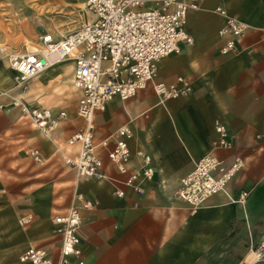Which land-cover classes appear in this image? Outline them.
<instances>
[{
    "label": "crops",
    "instance_id": "0c3cea01",
    "mask_svg": "<svg viewBox=\"0 0 264 264\" xmlns=\"http://www.w3.org/2000/svg\"><path fill=\"white\" fill-rule=\"evenodd\" d=\"M218 6L247 25L237 52L229 55L220 53L223 41L218 30L223 18L215 12ZM185 28L193 43L163 57L157 67L166 82L176 76L186 77L193 88L190 94L160 102L150 87L126 101L114 99L93 115L97 143L126 125L133 131L129 141L131 164L139 165V150L150 156L153 177L143 182V196L131 190L123 198L114 195L119 186L115 180L123 177L103 149L99 153L111 179L83 177L76 182L74 177L71 181L65 178L63 173L71 170L65 166L60 150L73 151L66 146V138L84 126L74 111L67 112L66 120L52 135L62 144L58 152L48 138L35 133L25 138L26 133L18 127L6 124L0 132L10 141L19 142L15 149L34 137L36 145L29 148L44 153L45 165H33V174L19 176L23 184L18 194H13L10 185L0 188V241L12 242L19 230V245L26 246L22 251L29 246L42 247L53 259L60 239L49 240L56 233L52 219L72 204H79L74 196L80 193L92 203L91 208L81 211L78 231L87 264L252 263L251 245L264 240V0H200V9L189 12ZM3 30L0 39L9 43L20 40L21 31H14L13 26H4ZM73 69L74 63L69 60L51 67L29 81L18 97L31 106L65 109L60 98L66 90L73 91L76 100L78 97L71 84ZM0 76L8 86L3 91L15 88L8 63L1 64ZM17 115L29 123L19 111ZM216 122L227 130V147L217 144ZM208 154L224 166L237 158L242 165L227 185L228 195H212L192 212L174 192L196 161ZM56 183L57 189L71 183L72 191L55 194ZM241 192L247 195L239 204L233 199ZM135 200L138 206L133 204ZM53 211L56 213L52 215ZM28 215L33 218L31 228L39 224L43 228L36 229L30 239Z\"/></svg>",
    "mask_w": 264,
    "mask_h": 264
},
{
    "label": "built area",
    "instance_id": "2783aa9c",
    "mask_svg": "<svg viewBox=\"0 0 264 264\" xmlns=\"http://www.w3.org/2000/svg\"><path fill=\"white\" fill-rule=\"evenodd\" d=\"M84 7L90 19L77 29L61 35L44 31L37 36V50L7 53V62L14 73L15 87L23 89L34 76L51 67L52 57L73 60L72 78L78 94L75 114L84 126L66 138V146L73 151L61 150L63 162L77 180L83 177L111 179L105 173L106 166L99 153V149H103L111 165L123 177L115 180L119 186L114 189V195L123 198L127 190H131L140 197L144 194L143 182L153 177L150 156L139 150L136 152L139 165L131 164L133 154L129 141L133 131L126 125L97 143L93 115L103 111L114 99L123 102L150 87L160 102L191 93L192 85L184 76H176L170 82L157 80L155 76L160 59L177 54L184 45L193 43L185 26L189 12L200 9V0H86ZM215 12L223 18L218 30L223 41L220 53L237 52V44L247 25L224 7H216ZM10 103L39 133L50 139L67 118L65 109L35 107L17 97ZM215 127L217 144L229 146L225 126L216 122ZM28 154L35 163L44 164L38 148H29ZM241 165L238 158L224 166L216 157L205 155L180 179L174 196L185 201L194 212L212 195H228L227 185ZM246 195L241 192L233 200L242 204ZM74 197L79 204H72L52 219L60 239L56 264H87L82 257L78 231L81 211L91 208L92 203L80 193ZM133 204L138 206V200ZM250 250L256 262L264 263V240L251 245ZM18 259L27 264L53 262L48 251L38 246L27 247Z\"/></svg>",
    "mask_w": 264,
    "mask_h": 264
},
{
    "label": "rangeland",
    "instance_id": "374dc122",
    "mask_svg": "<svg viewBox=\"0 0 264 264\" xmlns=\"http://www.w3.org/2000/svg\"><path fill=\"white\" fill-rule=\"evenodd\" d=\"M85 2L86 0H0V31L3 30L4 26H13L14 31H21L19 34L20 40L14 43H9L5 39H0V46L6 48L7 50H5L6 52H1L0 54V66L4 62L8 63L7 53H22L25 51L24 46L29 50L35 48L37 46L36 43L38 42V34L43 33L44 31H50L56 35H61L77 29L82 23L90 19V15L87 14L85 7L83 8L82 6ZM148 5H152V3H149ZM22 44H24V46ZM156 71L155 78L157 80H161L158 67ZM29 81L24 85L25 87L23 89L15 87L14 89L3 91L5 88H8V86L7 83L2 81L0 76V104L3 105L0 107V113L5 116L3 119L0 118V127L4 128V125L10 124L14 127H18L19 130L23 131V133H26L24 134L25 138L29 135L30 139L32 134L35 133L36 135H40V137L46 139L47 137L38 133L29 125V123H26L22 119L19 120L17 115L18 110L15 107H12L10 103L13 97L21 99L18 97V93H22L26 89L27 85L30 83ZM63 95L64 96H61L62 98H60L62 106L66 107L65 110L69 114L72 111L75 113L77 101L75 93L73 91L66 90ZM11 119L15 123H12L10 121ZM3 135V132H0V188H4V185H10L13 194H18L23 184L20 181L21 179H19V176L25 173L33 174L35 171L32 167L33 165H37V163L32 160L26 150L29 146L36 145V142L33 141V137L27 145L22 148L18 147V149H15L14 147L18 145L19 142L10 141L9 137L5 138ZM48 139L54 146V151L58 152V150L62 149V144L56 141L55 137ZM38 165L36 168H43L45 164L41 166ZM57 171L58 169L56 168L54 172ZM63 174L66 179L71 181L74 177V181L77 182V179L72 171H67ZM55 187V194L58 195H60V193L61 195L63 193H69V191H72L71 189L73 188L71 183H68V186L64 187L65 190L61 186H59L61 187L60 189H57V183L55 184ZM54 213H56V211H53L52 215ZM27 219L28 221L26 222V225L30 226L28 230V239H30L34 236L36 229L43 228L41 224H39L37 228H31L33 218L31 215H28ZM57 238H59V235L55 233L54 237L49 240L55 241ZM19 244V230L14 235V240H12V242L0 241V264H16L19 261L18 255L22 249L26 247H22V244ZM53 254L52 264L57 262L55 251ZM49 255L51 254L49 253Z\"/></svg>",
    "mask_w": 264,
    "mask_h": 264
},
{
    "label": "bare ground",
    "instance_id": "6f19581e",
    "mask_svg": "<svg viewBox=\"0 0 264 264\" xmlns=\"http://www.w3.org/2000/svg\"><path fill=\"white\" fill-rule=\"evenodd\" d=\"M83 6V8H84V6H85V3L82 5ZM23 46H24V44H22ZM36 45H37V43H36ZM8 49V48H7ZM10 49V48H9ZM38 49V47L36 46L35 48H33V49H31V50H29V49H27V48H25V46H24V50L25 51H34V50H37ZM6 50V48H4V47H2V46H0V53L1 52H6L5 51ZM24 51V52H25ZM53 58V61H54V63L51 65V67H53V66H55L56 64H58V63H60V62H62V61H65V60H71L72 61V63H73V60L72 59H60V60H57V59H54V57H52ZM8 67H9V69L13 72V70L10 68V66H9V64H8ZM50 66L48 67V68H46V69H44L43 71H41L40 73H38L36 76H34L32 79L34 80V78H36L38 75H40V74H42V73H44V72H46L48 69H50L51 68ZM31 79V80H32ZM30 80V81H31ZM13 81H14V73H13ZM72 87L75 85V84H73V78H72ZM15 86V85H14ZM73 88H75V86L73 87ZM251 256H252V263L251 264H255V263H257L256 261H255V257H254V255H253V253L251 252Z\"/></svg>",
    "mask_w": 264,
    "mask_h": 264
}]
</instances>
